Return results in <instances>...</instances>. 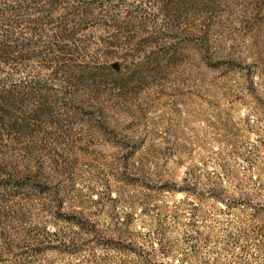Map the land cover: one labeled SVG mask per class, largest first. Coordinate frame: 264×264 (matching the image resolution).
I'll use <instances>...</instances> for the list:
<instances>
[{
    "label": "rangeland",
    "instance_id": "obj_1",
    "mask_svg": "<svg viewBox=\"0 0 264 264\" xmlns=\"http://www.w3.org/2000/svg\"><path fill=\"white\" fill-rule=\"evenodd\" d=\"M39 7L1 25L0 264H264V0Z\"/></svg>",
    "mask_w": 264,
    "mask_h": 264
},
{
    "label": "trees",
    "instance_id": "obj_2",
    "mask_svg": "<svg viewBox=\"0 0 264 264\" xmlns=\"http://www.w3.org/2000/svg\"><path fill=\"white\" fill-rule=\"evenodd\" d=\"M44 0H4L3 5L0 6V62L3 64L10 63V57L19 49H26L31 43L20 42L15 46H7L6 42H11L17 39L14 36L13 31L8 29H2L1 25L5 26H16L20 22V18H23L25 14H30L33 11L40 12L39 4ZM53 2L49 3L50 9H54ZM75 12V10L73 11ZM82 15H86V11L80 12ZM76 14V13H74ZM39 19V18H38ZM25 21H31L30 19H24ZM37 20V19H36ZM32 20V21H36ZM4 27V26H3ZM63 37V36H62ZM60 49V48H59Z\"/></svg>",
    "mask_w": 264,
    "mask_h": 264
}]
</instances>
